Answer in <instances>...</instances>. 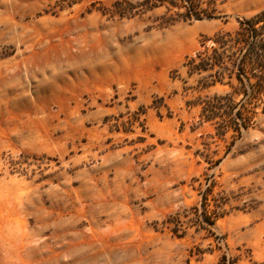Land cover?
<instances>
[{
  "label": "rangeland",
  "instance_id": "obj_1",
  "mask_svg": "<svg viewBox=\"0 0 264 264\" xmlns=\"http://www.w3.org/2000/svg\"><path fill=\"white\" fill-rule=\"evenodd\" d=\"M115 1L0 0V264H264V82L186 66L264 0Z\"/></svg>",
  "mask_w": 264,
  "mask_h": 264
},
{
  "label": "trees",
  "instance_id": "obj_2",
  "mask_svg": "<svg viewBox=\"0 0 264 264\" xmlns=\"http://www.w3.org/2000/svg\"><path fill=\"white\" fill-rule=\"evenodd\" d=\"M221 4H223V0H116L113 10L110 11L112 15L135 17L162 7H166L168 11L185 9V12H177L176 16L178 19L192 21L215 17ZM173 18L174 15L170 17V20ZM215 42L220 45V48H224V51L219 52V48H214L212 53L208 50L198 53L196 58L190 59L186 64L190 74L207 72L218 67L215 74L205 77L212 78V83L215 84L223 82L228 73L232 75L235 68L244 74L249 69L252 76H247V80L253 77L257 78L255 87L261 92V82H264V11L250 20L241 22L240 29L235 34L217 35ZM238 51H242V57L235 59ZM226 56L233 63L232 66L226 61ZM237 78L242 80L239 74ZM245 127H248V123Z\"/></svg>",
  "mask_w": 264,
  "mask_h": 264
}]
</instances>
